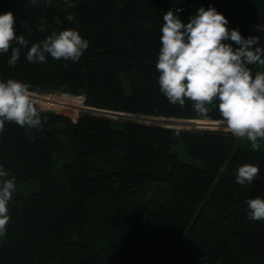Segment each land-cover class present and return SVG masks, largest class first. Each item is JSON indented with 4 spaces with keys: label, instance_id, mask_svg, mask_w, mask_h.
<instances>
[{
    "label": "trees",
    "instance_id": "1",
    "mask_svg": "<svg viewBox=\"0 0 264 264\" xmlns=\"http://www.w3.org/2000/svg\"><path fill=\"white\" fill-rule=\"evenodd\" d=\"M71 3L0 0V14L14 13L17 34L26 35L29 47L53 29H75L89 42L78 62L46 56L32 63L22 49L12 67L11 50L0 54V79L29 83L34 94L79 95L95 109L72 119L45 108L39 129L5 122L0 165L7 178H16L17 190L0 264H264V221L249 220L245 203L264 198V147L253 149L222 129H180L117 114L223 121L217 109L202 117L191 102L181 108L161 93L155 62L163 15L182 8L187 22L199 7L212 6L230 30L257 35L264 47V0ZM41 19L45 32L37 30ZM179 143L196 164L179 160L172 151ZM57 155L64 158L60 165ZM246 163L260 174L240 185L237 170Z\"/></svg>",
    "mask_w": 264,
    "mask_h": 264
},
{
    "label": "clouds",
    "instance_id": "2",
    "mask_svg": "<svg viewBox=\"0 0 264 264\" xmlns=\"http://www.w3.org/2000/svg\"><path fill=\"white\" fill-rule=\"evenodd\" d=\"M67 7L74 5L64 0ZM33 6L38 0H31ZM182 8L169 9L163 15L160 29V48L155 62L159 73L161 93L172 105L183 108L191 102L192 110L206 117L217 109L224 121V130L234 137L247 140L253 149L264 141V70L253 73L251 65L264 69V47L259 36L245 38L239 28H228V18L215 7H199L185 22L179 13ZM73 20L72 14L66 16ZM59 18L56 23L59 24ZM16 18L12 11L0 14V54L11 50L8 64L15 67L22 49L32 63H43L46 56L56 60L78 62L89 42L72 28L51 30L45 39L31 43L24 33L17 34ZM41 19L39 32L46 31ZM27 37L32 28L23 21ZM236 45V46H234ZM44 106L34 96L32 86L24 81L0 79V132L5 122L28 129H39L46 122ZM260 174L258 166L246 163L239 166L236 182L251 184ZM0 165V235L6 232L9 203L17 190L16 178ZM249 220L264 221V198L246 200Z\"/></svg>",
    "mask_w": 264,
    "mask_h": 264
},
{
    "label": "rangeland",
    "instance_id": "3",
    "mask_svg": "<svg viewBox=\"0 0 264 264\" xmlns=\"http://www.w3.org/2000/svg\"><path fill=\"white\" fill-rule=\"evenodd\" d=\"M34 94V93H33ZM38 96V101L46 109H50L64 115L70 116L72 119H75L80 111L89 109L94 111L95 109L87 108L84 105L82 97L79 95H73L65 91L57 92H47L44 94H34ZM102 113V112H101ZM109 117H117L118 115L129 117L137 121H142L146 123H154L162 126L175 127V128H205V129H222L224 130V121H211V120H185V119H174V118H161V117H147V116H130L123 115L122 113L112 114L106 113ZM264 147V142L260 144V148ZM172 151L175 152L180 161L190 162L196 164L197 161L193 159L186 151L183 143L176 144L172 147ZM58 156V155H57ZM64 158L58 156L55 158L57 165H60ZM32 186H35V183H31ZM159 183H152L156 185ZM158 186V185H157ZM3 235H0V240ZM201 264H210L207 261L201 260ZM216 264H220L217 262Z\"/></svg>",
    "mask_w": 264,
    "mask_h": 264
},
{
    "label": "built area",
    "instance_id": "4",
    "mask_svg": "<svg viewBox=\"0 0 264 264\" xmlns=\"http://www.w3.org/2000/svg\"><path fill=\"white\" fill-rule=\"evenodd\" d=\"M103 114H106V113H108V112H102Z\"/></svg>",
    "mask_w": 264,
    "mask_h": 264
},
{
    "label": "water",
    "instance_id": "5",
    "mask_svg": "<svg viewBox=\"0 0 264 264\" xmlns=\"http://www.w3.org/2000/svg\"><path fill=\"white\" fill-rule=\"evenodd\" d=\"M35 97L39 99V97H38V96H35Z\"/></svg>",
    "mask_w": 264,
    "mask_h": 264
}]
</instances>
